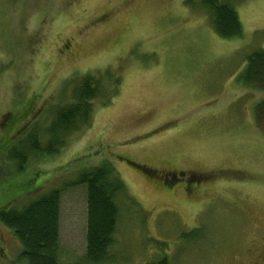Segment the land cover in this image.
<instances>
[{
  "label": "rangeland",
  "instance_id": "rangeland-1",
  "mask_svg": "<svg viewBox=\"0 0 264 264\" xmlns=\"http://www.w3.org/2000/svg\"><path fill=\"white\" fill-rule=\"evenodd\" d=\"M218 1L240 35L219 36L204 0H0V142L40 134L82 75L102 87L56 151L21 171L0 152V204L13 181L31 186L16 205L60 190L63 264H79L86 229L85 186L66 184L103 163L125 190L100 264H264V89L244 76L264 46V0ZM171 172L198 187H167ZM19 251L0 223V264H24Z\"/></svg>",
  "mask_w": 264,
  "mask_h": 264
},
{
  "label": "trees",
  "instance_id": "trees-1",
  "mask_svg": "<svg viewBox=\"0 0 264 264\" xmlns=\"http://www.w3.org/2000/svg\"><path fill=\"white\" fill-rule=\"evenodd\" d=\"M212 11L214 30L221 37L240 35L241 24L237 13L225 2L204 0ZM244 71L249 84L264 89V46L257 47L247 55ZM115 82V79H114ZM100 79L91 74L82 75L75 87L74 101L60 105L52 112L48 125L41 133L29 131L13 142H0V152L6 154L18 171L32 153H52L62 145L63 135L89 121L90 99L100 92ZM259 103L257 121L264 113V99ZM39 134V135H38ZM45 137L42 144L41 139ZM84 185L86 191L85 252L79 264H100L112 260L111 248L119 220L116 197L124 193V184L109 163L79 170L76 177L66 185ZM27 185L13 181L2 188L0 223L10 228L20 246L18 258L24 264H63L59 261V196L58 188L40 193L34 198L14 204V198L29 191ZM159 264H164L159 262Z\"/></svg>",
  "mask_w": 264,
  "mask_h": 264
},
{
  "label": "flooded vegetation",
  "instance_id": "flooded-vegetation-1",
  "mask_svg": "<svg viewBox=\"0 0 264 264\" xmlns=\"http://www.w3.org/2000/svg\"><path fill=\"white\" fill-rule=\"evenodd\" d=\"M180 173V178L182 179H186L185 181L183 182H180L179 178H177L176 174L174 172H171L170 173V176L172 177V180L170 181V185H166L167 187H174L175 185H177L178 183H182V188L183 190L185 191V193L187 194V192L190 194L191 190H193L195 187H198L197 183H198V179H192V178H186V177H183V172H179ZM179 185V184H178Z\"/></svg>",
  "mask_w": 264,
  "mask_h": 264
}]
</instances>
